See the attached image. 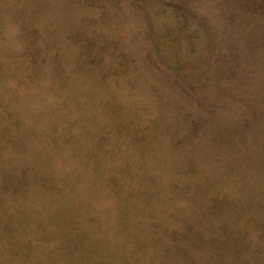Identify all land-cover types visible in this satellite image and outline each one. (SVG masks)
Here are the masks:
<instances>
[{"label": "rangeland", "instance_id": "obj_1", "mask_svg": "<svg viewBox=\"0 0 264 264\" xmlns=\"http://www.w3.org/2000/svg\"><path fill=\"white\" fill-rule=\"evenodd\" d=\"M0 264H264V0H0Z\"/></svg>", "mask_w": 264, "mask_h": 264}]
</instances>
